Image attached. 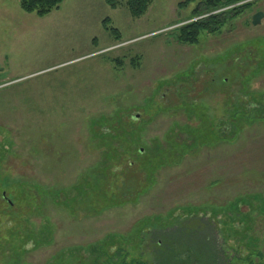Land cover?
Returning a JSON list of instances; mask_svg holds the SVG:
<instances>
[{
  "label": "rangeland",
  "instance_id": "374dc122",
  "mask_svg": "<svg viewBox=\"0 0 264 264\" xmlns=\"http://www.w3.org/2000/svg\"><path fill=\"white\" fill-rule=\"evenodd\" d=\"M204 1L0 0V264H264V0Z\"/></svg>",
  "mask_w": 264,
  "mask_h": 264
},
{
  "label": "trees",
  "instance_id": "16d2710c",
  "mask_svg": "<svg viewBox=\"0 0 264 264\" xmlns=\"http://www.w3.org/2000/svg\"><path fill=\"white\" fill-rule=\"evenodd\" d=\"M19 1H20L19 2L20 8L23 12L28 14H35L37 17H44L47 14H49L53 9H57L59 4H61L63 0H19ZM105 1L113 8L115 7L114 0H105ZM237 1L239 0H205L204 2L198 4L192 12V17L197 19L181 27L178 30L179 34L176 37V41L182 45L193 46L199 42V37L201 34L204 33L208 35H213L219 32V30L225 24H228V22L233 20L235 16H238V14L236 13L238 8H234V10L232 9L235 12H232L229 9L226 10L229 6H231L233 3ZM152 2L153 0H126L125 6L130 16L132 18L137 19L143 16L147 12ZM189 3L190 2L188 1L184 3L182 6L186 7L187 4ZM245 7H249V6H245ZM107 21L108 20H106L105 23H107ZM111 32L116 34L114 30H111ZM111 180H109L110 184L113 182V178H111ZM104 197L105 199L111 198L113 201L117 199L116 195L111 197L105 195ZM11 206L14 207L13 202L11 203ZM201 216H202L201 213L198 212L178 211V213H175V215L172 216L173 218L172 220H174V218L185 219L186 222H188V224L194 225V226L192 225V228L195 227L197 229L198 226L202 224L201 223L202 220L199 219ZM196 229L191 231L189 230L187 232H183L182 230H180L181 232H179V234L188 236L189 238L191 237L197 238L199 237L198 233L201 232L202 230H196ZM204 240L206 239L204 238ZM208 242L210 241L208 240ZM97 264H99V262H97Z\"/></svg>",
  "mask_w": 264,
  "mask_h": 264
},
{
  "label": "water",
  "instance_id": "95a60500",
  "mask_svg": "<svg viewBox=\"0 0 264 264\" xmlns=\"http://www.w3.org/2000/svg\"><path fill=\"white\" fill-rule=\"evenodd\" d=\"M263 17L264 14L262 12L256 13L255 15L252 16L251 24L253 26L258 25Z\"/></svg>",
  "mask_w": 264,
  "mask_h": 264
}]
</instances>
